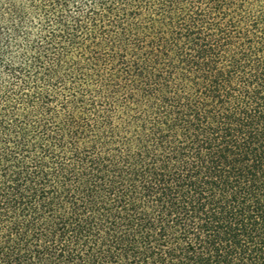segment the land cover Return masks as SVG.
Returning a JSON list of instances; mask_svg holds the SVG:
<instances>
[{
    "label": "trees",
    "instance_id": "trees-1",
    "mask_svg": "<svg viewBox=\"0 0 264 264\" xmlns=\"http://www.w3.org/2000/svg\"><path fill=\"white\" fill-rule=\"evenodd\" d=\"M0 264H264V0H0Z\"/></svg>",
    "mask_w": 264,
    "mask_h": 264
}]
</instances>
